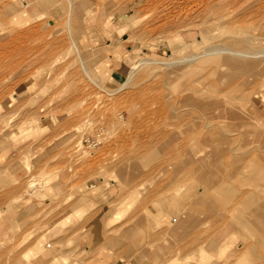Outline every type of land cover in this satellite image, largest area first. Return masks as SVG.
Returning a JSON list of instances; mask_svg holds the SVG:
<instances>
[{"label":"rangeland","instance_id":"1","mask_svg":"<svg viewBox=\"0 0 264 264\" xmlns=\"http://www.w3.org/2000/svg\"><path fill=\"white\" fill-rule=\"evenodd\" d=\"M89 29L124 38L128 62L84 46ZM263 50L264 0H0V144L19 137L0 166V264H39L11 208L32 180L95 197L47 223L42 264L263 262L239 223L252 200L237 202L264 193Z\"/></svg>","mask_w":264,"mask_h":264},{"label":"crops","instance_id":"2","mask_svg":"<svg viewBox=\"0 0 264 264\" xmlns=\"http://www.w3.org/2000/svg\"><path fill=\"white\" fill-rule=\"evenodd\" d=\"M90 30L91 29H89V31H87L80 39L84 46L90 47L91 45H95L97 47H102L110 45V47L117 52V54H123V58H121L122 61L125 63L128 62L125 59L128 60V54L126 51L129 52V45L124 42V38L117 40L118 35L114 37V39L111 37H105V42L93 41V38L99 37L100 32L91 33ZM18 141V135H15V137H11L9 139L8 143H4V145L0 144V166L1 161L4 160L7 148H11V152L14 153V149ZM13 170L15 173L21 174H26L28 172V169H23V171L22 169ZM15 198H17V196ZM94 199L95 197L88 187L87 189L84 188V190L71 189L65 191L59 183L49 181L46 184L37 183L35 189H29L28 192L22 193L19 199L11 202V208H13V211L15 212V222L18 221V215L22 214L23 216V228L29 233V237L32 239L30 244L31 250L29 252L38 253L36 260L37 263L42 264V258L47 252L44 249L40 250L41 243L37 239L41 238L48 224L51 223L49 224L50 226L54 223L65 221L67 216H72V214L77 212L82 206H85L86 204L88 205L90 201H93ZM52 205L56 206L52 207L48 211L50 218H47V210ZM88 264H95V260L93 262H89Z\"/></svg>","mask_w":264,"mask_h":264},{"label":"bare ground","instance_id":"3","mask_svg":"<svg viewBox=\"0 0 264 264\" xmlns=\"http://www.w3.org/2000/svg\"><path fill=\"white\" fill-rule=\"evenodd\" d=\"M262 50V49H261ZM235 54H238V55H240V56H243L244 54H246L247 52L249 53V54H252L253 52H251V51H243V50H240V49H236L235 51ZM257 53H264V50L263 51H261V52H257ZM254 61L253 60H249L247 63H246V65H248V64H251L252 65V63H253ZM201 96H203V95H201ZM201 99H203L202 97H198V99H196V103H198L199 105L200 104H202L203 102V104H208L209 103V100H202L201 101ZM218 98H216V100H217ZM211 100V103L209 104V105H213L212 103H215V102H212V99H210ZM216 100H214V101H216ZM219 100V99H218ZM218 100L216 101V103L218 102ZM222 102V101H221ZM221 102H219L220 103V105H221ZM241 103V102H240ZM219 104H218V107H221ZM205 106V105H204ZM216 106H217V104H216ZM200 107H202L201 105H200ZM240 107V106H239ZM242 107V106H241ZM221 110V109H220ZM220 115V111L217 113V115L216 116H219ZM215 116V115H214ZM254 117V116H253ZM217 119V118H216ZM220 119H223V118H220ZM237 119V118H236ZM254 119V118H253ZM263 122V121H262ZM255 133L258 135V136H261V137H263V140H264V129H257V130H255ZM259 138V137H258ZM260 139V138H259ZM260 140H262V139H260ZM264 142V141H263ZM200 150H202L201 148H199ZM198 149H196L195 150V152L193 151V154H195L196 153V151H197ZM204 150V149H203ZM203 152V151H202ZM198 153V152H197ZM196 153V154H197ZM199 153H201V151L199 152ZM198 153V154H199ZM229 172V171H228ZM226 174H228V173H226ZM230 175L228 174V177H229ZM231 178V177H230ZM254 184V183H253ZM27 186L28 187H30L29 189H35L36 188V183H35V181L34 180H32V181H29L28 182V184H27ZM263 186H264V184H263ZM207 187V186H206ZM254 187V186H253ZM255 188V187H254ZM261 188H263V187H261ZM259 189H260V187H259ZM236 195H238V194H236ZM244 197H250L251 198V200H252V203H253V214H254V219H252V220H250V221H248V220H246V219H244V218H240V220H239V223L243 226V227H246L248 230H250L251 232H253V233H255V234H257V236H258V238H259V243H257L258 244V246H259V249L257 248V250H256V253H257V255L259 256H261V253H260V250H261V248L263 247L264 248V193H257V192H255L254 190H244V191H242V193H241V195L238 197V199H237V202L238 203H240V201L242 200V198H244ZM170 213V212H169ZM174 217V216H173ZM186 219V218H185ZM183 221V220H182ZM248 236V235H247ZM257 238V239H258ZM256 241V240H255ZM253 248V247H252ZM254 253V252H253ZM259 256V257H260ZM187 259V258H186ZM198 259H203V257L202 256H198ZM259 264H264V261L263 262H261V263H259Z\"/></svg>","mask_w":264,"mask_h":264}]
</instances>
